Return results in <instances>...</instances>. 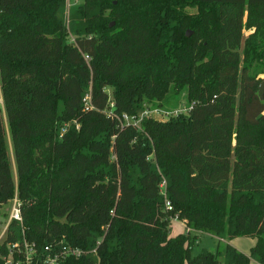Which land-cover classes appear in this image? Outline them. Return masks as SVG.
I'll use <instances>...</instances> for the list:
<instances>
[{
  "label": "trees",
  "instance_id": "trees-1",
  "mask_svg": "<svg viewBox=\"0 0 264 264\" xmlns=\"http://www.w3.org/2000/svg\"><path fill=\"white\" fill-rule=\"evenodd\" d=\"M65 2L0 0V203L40 249H96L61 264H250L241 236L264 264V0H80L72 43ZM170 91L187 114L125 122ZM199 234L228 242L193 255Z\"/></svg>",
  "mask_w": 264,
  "mask_h": 264
},
{
  "label": "rangeland",
  "instance_id": "rangeland-1",
  "mask_svg": "<svg viewBox=\"0 0 264 264\" xmlns=\"http://www.w3.org/2000/svg\"><path fill=\"white\" fill-rule=\"evenodd\" d=\"M79 3H80V0H66L65 11L62 13L63 20L65 21V25L67 26V29H68L67 40L69 41V43L74 42L75 38L77 37V34H75L73 30L69 29L71 25L76 26L77 24V26L79 27L80 25L85 23V20L79 15H77L76 8ZM112 23H114V21H112ZM106 90L110 94V96H112V92H113L112 88L107 87ZM86 91L87 92H86L85 98L89 99L90 94H91V85H89ZM0 103L3 105V100H2L1 95H0ZM189 107H190V102L187 99V91H183L179 95H176L174 92L170 91L166 99L161 104L153 103V104L147 105L144 109L148 111L149 117L151 116V117L166 120L173 116H177L179 114H187L189 111ZM141 115L142 114H140L139 116L137 115V116L140 117ZM3 119H4L6 131H7L6 141H7L9 157L11 161V171H12L15 181L17 182L18 176H17L16 161H15L13 145H12V141L10 137V132L8 128L7 116H6V112L4 109H3ZM64 131L65 130L62 129V133ZM155 167L158 170L161 179L166 178L164 173L162 172L161 167H159L157 163L155 164ZM4 210H7V207H5ZM172 223H173L171 224L172 234H177L178 232L184 231V226L182 222L178 220L177 221L174 220L172 221ZM195 234H196L195 232H192L193 236ZM198 239L199 240L196 241V246L194 248L193 255L199 254L203 249L216 252L217 247L219 245L223 247L228 242L227 240L219 241L218 237L213 236L211 234H203V235L199 234ZM230 244H232L234 247H236L241 252L248 255L251 258L250 264H260L256 258L251 256V248L255 245V239L246 237V236H241V237H237L231 240Z\"/></svg>",
  "mask_w": 264,
  "mask_h": 264
},
{
  "label": "built area",
  "instance_id": "built-area-1",
  "mask_svg": "<svg viewBox=\"0 0 264 264\" xmlns=\"http://www.w3.org/2000/svg\"><path fill=\"white\" fill-rule=\"evenodd\" d=\"M144 117H149L147 110L143 111L140 117L129 116L127 114L123 116L127 124L132 123L134 125H138ZM159 188L160 194L164 199L165 209H172V204L168 195V181L166 178L161 179ZM5 207H7V210H4ZM21 207L22 202L17 191L14 198L8 203H0V210L2 212L0 216V245L6 241L13 222L22 228L21 236L17 240L9 242L7 245L8 254L3 257L5 264H61L69 257L79 258L83 255L96 252V249L84 250L74 247L64 240L57 241L55 244H49L40 249L35 242H31L25 235ZM174 220L177 221V217L172 221Z\"/></svg>",
  "mask_w": 264,
  "mask_h": 264
},
{
  "label": "crops",
  "instance_id": "crops-1",
  "mask_svg": "<svg viewBox=\"0 0 264 264\" xmlns=\"http://www.w3.org/2000/svg\"><path fill=\"white\" fill-rule=\"evenodd\" d=\"M249 33H250V31H246L245 32V37H247L248 35H249ZM173 224V223H172ZM183 224V223H182ZM183 226H184V231H185V225L183 224ZM172 227V226H171ZM183 231V232H184ZM183 232H178L177 234H179V233H183ZM177 234H172V236H176ZM255 243H256V241H255Z\"/></svg>",
  "mask_w": 264,
  "mask_h": 264
},
{
  "label": "water",
  "instance_id": "water-1",
  "mask_svg": "<svg viewBox=\"0 0 264 264\" xmlns=\"http://www.w3.org/2000/svg\"><path fill=\"white\" fill-rule=\"evenodd\" d=\"M112 25H114V23H112ZM193 32L191 31V30H188V32H187V35H191ZM264 90V82L262 83V85H261V92Z\"/></svg>",
  "mask_w": 264,
  "mask_h": 264
}]
</instances>
